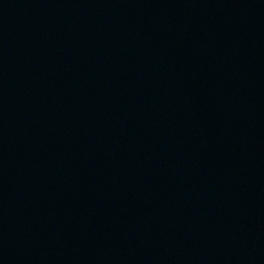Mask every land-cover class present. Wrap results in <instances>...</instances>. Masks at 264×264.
Segmentation results:
<instances>
[{
  "label": "water",
  "instance_id": "water-1",
  "mask_svg": "<svg viewBox=\"0 0 264 264\" xmlns=\"http://www.w3.org/2000/svg\"><path fill=\"white\" fill-rule=\"evenodd\" d=\"M0 264H264V0H0Z\"/></svg>",
  "mask_w": 264,
  "mask_h": 264
}]
</instances>
